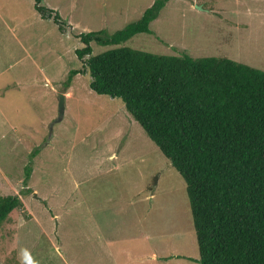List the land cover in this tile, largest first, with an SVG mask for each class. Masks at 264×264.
<instances>
[{"label": "rangeland", "instance_id": "374dc122", "mask_svg": "<svg viewBox=\"0 0 264 264\" xmlns=\"http://www.w3.org/2000/svg\"><path fill=\"white\" fill-rule=\"evenodd\" d=\"M156 1L43 0L44 18L35 0H0V196L23 203L0 226V264H200L184 180L76 52ZM150 30L119 47L264 71V0H170ZM17 45L32 60L16 64Z\"/></svg>", "mask_w": 264, "mask_h": 264}, {"label": "trees", "instance_id": "16d2710c", "mask_svg": "<svg viewBox=\"0 0 264 264\" xmlns=\"http://www.w3.org/2000/svg\"><path fill=\"white\" fill-rule=\"evenodd\" d=\"M169 1L157 0L112 36L80 35L77 56L91 90L122 100L184 180L200 264H264V71L228 58L119 47L150 33ZM42 3L35 0L37 11L51 18ZM93 43L115 48L92 56ZM22 205L0 196V226Z\"/></svg>", "mask_w": 264, "mask_h": 264}, {"label": "crops", "instance_id": "0c3cea01", "mask_svg": "<svg viewBox=\"0 0 264 264\" xmlns=\"http://www.w3.org/2000/svg\"><path fill=\"white\" fill-rule=\"evenodd\" d=\"M16 31L15 30H13V29H11V33H10V35L11 34H15L16 35ZM17 47V57L15 58V63L16 64H22L25 60H32V58L30 59V58H28V54L29 55H31L30 54V51H28L27 49L25 50V47L23 46V48H21L19 45H17L16 46ZM26 52V53H25ZM28 52V53H27ZM23 54H25V56L23 55ZM20 55V56H19ZM66 97H67V95H66ZM155 258V257H154ZM154 261H156L155 259H154Z\"/></svg>", "mask_w": 264, "mask_h": 264}, {"label": "water", "instance_id": "95a60500", "mask_svg": "<svg viewBox=\"0 0 264 264\" xmlns=\"http://www.w3.org/2000/svg\"><path fill=\"white\" fill-rule=\"evenodd\" d=\"M65 99L62 96V100H61V112L64 113L65 112V103H64Z\"/></svg>", "mask_w": 264, "mask_h": 264}, {"label": "clouds", "instance_id": "9594fccd", "mask_svg": "<svg viewBox=\"0 0 264 264\" xmlns=\"http://www.w3.org/2000/svg\"><path fill=\"white\" fill-rule=\"evenodd\" d=\"M63 97H64V99H65V101H66V99H67V98H66V93L64 94V96H63ZM65 101H64V103H65Z\"/></svg>", "mask_w": 264, "mask_h": 264}]
</instances>
